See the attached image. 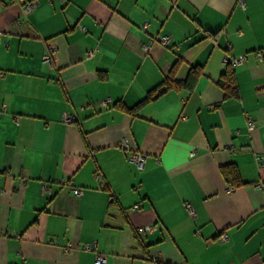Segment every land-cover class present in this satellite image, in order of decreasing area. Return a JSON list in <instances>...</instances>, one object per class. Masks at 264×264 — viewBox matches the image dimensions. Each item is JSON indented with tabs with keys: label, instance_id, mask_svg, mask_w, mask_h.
<instances>
[{
	"label": "crops",
	"instance_id": "crops-1",
	"mask_svg": "<svg viewBox=\"0 0 264 264\" xmlns=\"http://www.w3.org/2000/svg\"><path fill=\"white\" fill-rule=\"evenodd\" d=\"M243 2L0 0V264H264V0Z\"/></svg>",
	"mask_w": 264,
	"mask_h": 264
},
{
	"label": "built area",
	"instance_id": "built-area-1",
	"mask_svg": "<svg viewBox=\"0 0 264 264\" xmlns=\"http://www.w3.org/2000/svg\"><path fill=\"white\" fill-rule=\"evenodd\" d=\"M23 3V12L24 14H29L37 4H39V0H22ZM241 3L244 4L243 0H240ZM172 40V37L170 35H163L159 38H157V41L162 43V44H167ZM0 41H1V35H0ZM146 49H149V46L146 45L145 46ZM54 53H55V48L51 47L50 51L48 53L45 54L44 56V60L48 63H52L53 62V57H54ZM94 54V50H90L88 51V55L92 56ZM245 56H239L236 58H233L232 61L234 62H241L244 61ZM2 71L0 70V76L2 75ZM110 102V100H104L102 101L100 104L101 105H106ZM64 119L66 121H72L75 119L74 115L69 114V113H65L64 115ZM248 122V128L250 130H253L255 128V121L253 119H251L250 117L247 120ZM120 147H122L125 150H130V154H129V159L135 163L140 169H142L145 166V162H146V155H144L142 152L139 151H134L131 149L130 144L128 139H123L122 141H120ZM260 165H264V156H258L257 157ZM47 184H44V190L47 189ZM233 188L230 186V190H232ZM74 193L78 196H81L83 194V189L81 188H74ZM186 207L189 210L191 215H195V211L193 209V207L191 206L190 203H186ZM153 229V226H146L143 228H138V232L142 233L146 230H151ZM227 236L223 235L222 239H226ZM94 244L93 243H85L83 245H79V248L82 249H91L93 248ZM95 264H108V255L105 253H98L95 259Z\"/></svg>",
	"mask_w": 264,
	"mask_h": 264
},
{
	"label": "trees",
	"instance_id": "trees-1",
	"mask_svg": "<svg viewBox=\"0 0 264 264\" xmlns=\"http://www.w3.org/2000/svg\"><path fill=\"white\" fill-rule=\"evenodd\" d=\"M230 70L231 69L227 68L226 71L224 72V77H222L219 80V82H220V84L222 86L226 85L228 87H234L233 78H232ZM225 77H227V78H225ZM173 83H174V78H173L172 75H170L163 81V83L158 88H162L161 90H164V89L170 87ZM156 90L157 89H154L152 92H150V94L148 95V97L144 101L150 99L152 97L151 96L152 93L155 92ZM144 101H142L141 103H143ZM127 110H129L130 112H134L135 108L127 109ZM222 172H223V174H224V176H225V178L227 179L228 182H233L234 184L237 183V181H238V172H237V168L236 167H234L233 165H227V166L222 168Z\"/></svg>",
	"mask_w": 264,
	"mask_h": 264
}]
</instances>
